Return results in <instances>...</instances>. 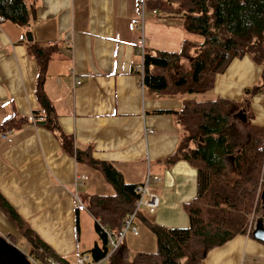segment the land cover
<instances>
[{"label":"crops","instance_id":"0c3cea01","mask_svg":"<svg viewBox=\"0 0 264 264\" xmlns=\"http://www.w3.org/2000/svg\"><path fill=\"white\" fill-rule=\"evenodd\" d=\"M29 1L35 4V19L28 28L0 22V193L70 264L89 250L83 239L89 210H79L73 195L86 203L95 193L85 184L84 169L92 166L63 149L44 117L33 116L40 103L39 65L28 50L31 33L34 42L58 47L44 89L61 129L79 148H90L94 159L115 165L126 182L144 185L149 178V188L160 197L155 222L189 226L185 205L197 194L198 171L185 160L165 163L181 139L174 116L165 111L180 110L186 99L241 101L247 88L259 86L251 109L253 122L264 127L263 67L249 55L235 59L202 99L142 88L137 68L143 46L177 52L185 41H203L187 32L181 15L152 9L147 0ZM241 112L235 118L243 121ZM21 119L26 120L22 125L8 128L11 120ZM8 130L12 142L2 137ZM78 174L85 175L81 184H76ZM141 216L146 218L144 211ZM0 232L6 239L21 237L1 211ZM248 258L264 262V243L238 235L211 250L202 264H244Z\"/></svg>","mask_w":264,"mask_h":264},{"label":"trees","instance_id":"16d2710c","mask_svg":"<svg viewBox=\"0 0 264 264\" xmlns=\"http://www.w3.org/2000/svg\"><path fill=\"white\" fill-rule=\"evenodd\" d=\"M146 5L181 15L187 32L203 41H185L177 52L146 51L145 87L167 94H204L214 88L217 76L225 73L235 59L246 55L264 72V0H147ZM0 16L28 28L35 19V4L29 0H0ZM28 50L39 65L36 94L40 108L33 116L44 117L46 127L62 141L63 149L78 162L100 170L115 190L113 195L91 194L85 198L100 242L83 254L100 261L110 250L105 228L122 227L136 207L142 185L126 182L115 165L94 159L90 148H79L61 129L44 89L48 64L58 47L31 41ZM262 88H247L241 101L186 99L180 110L165 111L174 116L181 129L179 145L165 163L185 160L198 171L197 194L185 205L190 224L169 227L140 216L155 234L157 250L139 252L130 260L123 245V250L110 258L111 264H202L211 250L236 236L254 238L251 224L260 210L264 213V127L253 122L251 101ZM240 111L246 114L245 122L235 118ZM25 121L11 120L8 128ZM0 211L20 238L30 242L31 255L50 256L70 264L31 229L1 193Z\"/></svg>","mask_w":264,"mask_h":264},{"label":"built area","instance_id":"2783aa9c","mask_svg":"<svg viewBox=\"0 0 264 264\" xmlns=\"http://www.w3.org/2000/svg\"><path fill=\"white\" fill-rule=\"evenodd\" d=\"M4 19H5L4 17L0 16V22L4 21ZM145 54H146V49H144V46H143L141 50V56L143 60H144ZM137 72L140 76V85L142 88H144L145 85H144V63L143 61H142L141 66L137 68ZM11 131L12 130H8L6 132H3L2 134V137L8 139L9 142H12V138L9 137V135L11 134ZM149 132L152 133L154 131L149 130ZM84 178H85L84 174H78L76 178V184H81V181ZM155 179L158 180V177H155ZM148 180H147V183L139 187L138 191L140 193V198L138 199L136 203V207L134 211L131 212L126 217L122 227L119 230L105 228L106 236L108 238V244L110 246V250L107 256L100 261H95L90 254H81L76 264H102L104 262H106V264H111L110 258L112 257L113 254L120 252V249L124 245L127 234L133 233L135 236L139 235V227L136 224V221L142 215L143 209H146L150 213H155L160 206V197L157 195V193L153 192L149 188ZM73 196H74V199L77 201L79 210L87 209V206L85 205L84 201L82 200V198L80 197L78 193H75ZM258 223L259 221H256L254 223V220H253V223L251 224V227L253 230ZM28 259L31 264H63L58 259L50 257V256H46L45 258H40V257H35L34 255L30 254L28 256Z\"/></svg>","mask_w":264,"mask_h":264},{"label":"rangeland","instance_id":"374dc122","mask_svg":"<svg viewBox=\"0 0 264 264\" xmlns=\"http://www.w3.org/2000/svg\"><path fill=\"white\" fill-rule=\"evenodd\" d=\"M194 95H197L199 99H202L203 94L200 93ZM239 121H242L241 118H239ZM84 170L86 175L85 184L91 185L94 188L95 190L94 194L113 195L115 193L113 186L111 185V183H109L106 180L104 174L100 170L95 169L93 167H88L87 169ZM83 193L91 194L88 192H83ZM143 211L145 213V217L149 221L155 222L153 213L147 212L145 210ZM86 213L88 216H84V219L86 221L83 223V239L85 240L86 243L90 244L89 245L90 246L89 249H90L94 245V242L96 240L100 242V239L98 237V233L95 228V219L93 218V216L89 211H86ZM262 215H263V211L260 210V212H258L254 217V223L256 221H259L260 220L259 217ZM136 224L139 227V235L135 236L133 233H128L124 242V245L128 249V258L130 260H132L135 257V255L139 252H155L157 250L156 236L153 233V231L150 229L148 224L143 220H141V218L137 219ZM0 233L2 234V232ZM13 244L25 255H29L31 253L32 246L26 238H17L13 241ZM102 264H106V262ZM244 264H264V262H261L259 259L248 258Z\"/></svg>","mask_w":264,"mask_h":264},{"label":"water","instance_id":"95a60500","mask_svg":"<svg viewBox=\"0 0 264 264\" xmlns=\"http://www.w3.org/2000/svg\"><path fill=\"white\" fill-rule=\"evenodd\" d=\"M28 41H33L31 33L27 35ZM242 114V112H241ZM243 115V121H246V114ZM262 197L264 198V189ZM264 219V215H263ZM253 237L256 240L264 242V222H259L253 230ZM123 248L120 249L122 251ZM0 264H31L28 256L22 253L16 246L11 244L3 235H0Z\"/></svg>","mask_w":264,"mask_h":264},{"label":"flooded vegetation","instance_id":"af4514ba","mask_svg":"<svg viewBox=\"0 0 264 264\" xmlns=\"http://www.w3.org/2000/svg\"><path fill=\"white\" fill-rule=\"evenodd\" d=\"M263 199H264V198H263ZM263 215H264V213H263ZM263 215L260 217L259 222H261V221L264 222V220H263ZM7 239H8L9 242H11L9 238H7Z\"/></svg>","mask_w":264,"mask_h":264}]
</instances>
